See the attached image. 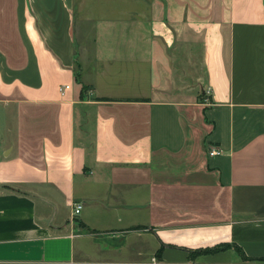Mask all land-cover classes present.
<instances>
[{
	"label": "crops",
	"instance_id": "1",
	"mask_svg": "<svg viewBox=\"0 0 264 264\" xmlns=\"http://www.w3.org/2000/svg\"><path fill=\"white\" fill-rule=\"evenodd\" d=\"M85 2L0 0V264H264V0Z\"/></svg>",
	"mask_w": 264,
	"mask_h": 264
},
{
	"label": "rangeland",
	"instance_id": "2",
	"mask_svg": "<svg viewBox=\"0 0 264 264\" xmlns=\"http://www.w3.org/2000/svg\"><path fill=\"white\" fill-rule=\"evenodd\" d=\"M89 1L90 3H88ZM85 3L87 5H83V10H85L88 7V5L91 4L95 7V9H92L95 15L107 14V10H108L107 0H86ZM82 18H83V11L82 9H79V4L76 3L75 4V19H76V24L78 25V28L82 26V21H81ZM181 62L182 60H180V63ZM151 261H152V264H161L156 256L155 257L153 256Z\"/></svg>",
	"mask_w": 264,
	"mask_h": 264
},
{
	"label": "trees",
	"instance_id": "3",
	"mask_svg": "<svg viewBox=\"0 0 264 264\" xmlns=\"http://www.w3.org/2000/svg\"><path fill=\"white\" fill-rule=\"evenodd\" d=\"M75 80H76V82L81 83V95H83L82 92L87 91V90L89 89V86L86 85V84H84V83H82V80H81V77H80V73H79V72H76V73H75ZM98 99H99V100H107V99H109V98H98ZM226 246H227V244L220 245V246L215 247V248L212 249L211 251H213V250H218V249H220V248H224V247H226ZM202 251H204V249L191 250V254H192V256H194V255H196L197 253L202 252ZM207 251H210V250L207 249ZM238 251H239L240 254L242 255L243 259H245V260L248 259V257L246 256L245 252L243 251V249H242L241 247H238ZM158 253H159V252H158Z\"/></svg>",
	"mask_w": 264,
	"mask_h": 264
},
{
	"label": "built area",
	"instance_id": "4",
	"mask_svg": "<svg viewBox=\"0 0 264 264\" xmlns=\"http://www.w3.org/2000/svg\"><path fill=\"white\" fill-rule=\"evenodd\" d=\"M66 87H68V85H66ZM207 92L209 93L210 90L209 89L206 90V93ZM208 149H209V154L211 155H219L222 153V149L219 148L218 146L212 145ZM81 208H82V203H76L75 212L76 213L80 212Z\"/></svg>",
	"mask_w": 264,
	"mask_h": 264
}]
</instances>
